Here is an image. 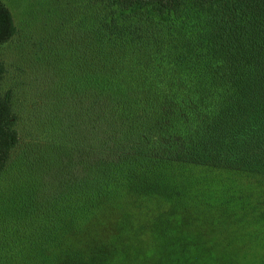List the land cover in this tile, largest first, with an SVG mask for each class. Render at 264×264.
<instances>
[{
    "label": "trees",
    "instance_id": "trees-1",
    "mask_svg": "<svg viewBox=\"0 0 264 264\" xmlns=\"http://www.w3.org/2000/svg\"><path fill=\"white\" fill-rule=\"evenodd\" d=\"M74 1L41 141L20 145L0 60V264H152L182 227L227 249L264 212V0ZM15 33L0 2V44Z\"/></svg>",
    "mask_w": 264,
    "mask_h": 264
},
{
    "label": "rangeland",
    "instance_id": "rangeland-1",
    "mask_svg": "<svg viewBox=\"0 0 264 264\" xmlns=\"http://www.w3.org/2000/svg\"><path fill=\"white\" fill-rule=\"evenodd\" d=\"M0 2L9 10L16 27L14 36L8 42L0 44V60L6 68L1 87L12 89L20 109L22 108L18 126L20 145L26 146L29 140L41 141L45 137L40 136L48 133V129L39 133L46 126L45 110L41 108L36 118L32 105L45 99L49 91L55 93L54 88L59 86L58 66L67 62L65 60L70 58V49L74 45L75 1ZM35 131L39 133L38 137H33L36 135ZM247 210L244 213L242 208L237 221L231 224L235 233L226 235L233 242L231 246L226 245L227 249L221 248L213 240L214 237L205 231L198 232L192 227H182L166 240L171 246L164 243L166 248L170 247L169 255L165 250L160 257H152V264H264V212L260 209L255 214L259 210L255 206H248ZM149 237L150 233L132 235L129 240L125 237L122 244L115 242L117 252L124 254L128 251L127 258L130 260L137 247L150 249L152 243H156V240ZM131 244L132 247L129 248ZM104 250L108 252L106 248ZM142 252L143 250H138L137 257ZM174 253V258L165 261L169 258L167 256ZM117 258L120 259V256Z\"/></svg>",
    "mask_w": 264,
    "mask_h": 264
}]
</instances>
